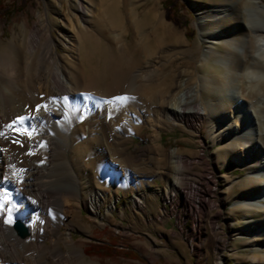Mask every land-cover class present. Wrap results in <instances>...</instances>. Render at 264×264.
<instances>
[{
    "label": "rangeland",
    "instance_id": "obj_1",
    "mask_svg": "<svg viewBox=\"0 0 264 264\" xmlns=\"http://www.w3.org/2000/svg\"><path fill=\"white\" fill-rule=\"evenodd\" d=\"M61 1L4 0L7 11L0 12V48L6 47L12 34L22 36V27L25 28V35L39 29L43 40L49 37L53 44H58L54 48L58 53V64L68 69L70 54L67 35L76 32V28L86 26L88 33L86 30L82 31L85 33H82V36L85 39L86 55L80 68L82 83L83 79H88L87 75L93 77L98 74L95 76L101 79L98 85L97 82L91 83L87 88L93 90L97 86L103 92H107L106 94L114 93L113 97L125 96L129 102L117 103L119 110L115 108L113 114L122 115V120L117 121L114 120L115 115L111 116L107 111L101 110L102 97L93 95L97 101L92 106L89 103V95L92 98V94L88 92L87 95L85 92L87 94L82 95L80 102L81 106L83 105V113L89 112L86 118L81 117L83 113L71 116L68 113L66 116L68 119L73 116L76 120L77 115L81 114L70 128L77 127L81 130L80 126H83L85 131L82 136L77 134L76 138L75 135L72 136L73 133L71 135L69 133L73 138L68 137V134L63 135L62 142L59 143L58 133L49 130L50 135L52 134L51 142L46 139L39 142L43 139L41 136L43 134H40L42 131L33 132L38 141L32 143L30 151H26L28 156L38 154L43 158L47 156L52 168L57 159H64L61 173L55 171L58 175H64V187H68L69 182L74 181L70 176L72 170L74 174L77 172L82 177H88L92 182L90 187L101 190L104 194L103 201L96 206L101 215H94L85 205L83 206L81 200L85 193L81 189L82 199L78 208L73 206L78 198L67 201L63 214L58 215L53 206L49 211L51 215L48 213L45 217L47 221L45 218L42 221L45 228L44 237H41V240L34 239L35 242L44 241L50 244L57 226L61 238L66 237L65 240L59 241V245L65 252L71 246L81 248L87 260L84 264H264V252L254 250V246L263 245L264 240H258L257 236L249 239L237 233L244 215L260 219L264 213H255L233 205L236 198L246 193V187L253 189V181L247 176V167H241L234 162L227 166L222 165V159L229 152L222 148L223 141H212L210 134L211 127L215 124L214 114L207 110L203 117L201 114H187L188 116L182 119L169 117L168 110L173 106L170 103L172 97L183 87L194 85L195 79L201 73L198 59L206 42L199 35L198 18L191 7L192 0H174L177 14L171 12L166 0H146L145 3H142V0L136 1V4H139L138 18L143 20L146 16L142 26L149 23L154 8V13L166 24V34L171 33L170 36H162L157 31L159 46H155L151 41L147 42L145 45L154 51L144 55L139 44L142 37L144 35L147 37L153 30L151 24L148 27L149 31L148 28L138 32L127 31L125 39L115 40L110 47L94 30L96 21L93 18L102 10L100 5L102 0ZM196 1L224 4L231 0ZM78 5L84 6L85 11L82 10L84 15H89L81 17ZM89 16L93 18L85 23ZM238 17L236 14L234 20ZM127 20L126 14L122 18L121 28L126 26ZM83 22L86 25H83ZM110 32L118 35L119 29L116 27ZM237 37L243 38L242 35ZM217 48L224 51L227 45L219 44ZM156 68L160 71L157 72ZM205 69L209 70V74L214 73L210 70V64H207ZM221 69L215 67L214 70L218 72ZM167 81L170 82V86L167 87V91L166 88L161 90V97L156 103L147 100L145 105L140 104V96L143 95L144 89L148 93L147 91L156 89ZM82 87L87 89L86 86ZM200 95L202 98L211 97V90L201 91ZM162 100L164 102L161 103ZM97 113L100 116L97 121L112 119L108 128L105 125L104 132L100 125L96 127L98 147L94 154L98 158L97 167L89 173L88 169L84 168L90 157L89 152H84V156L79 160V165H83L76 169L71 148L73 149V145L83 143L90 128L88 122L92 115L95 116ZM125 123L131 126L130 130L124 128ZM66 138H69V141ZM53 140L56 145L52 143ZM57 145L60 146L56 147ZM172 152L180 154L182 161L185 162L181 171V190H172L173 192L170 190L175 176V170L170 162L173 160ZM6 153L8 154L7 149L0 148V155L7 156ZM16 167L17 164L11 161L5 169L8 174L23 179V189L29 191L31 180L33 182L39 177L27 178V173L31 172H28L29 170L19 175ZM53 173L54 169L51 170V174ZM231 185L232 189H228ZM133 194L139 197L140 203L133 200ZM112 197H116L115 205L106 212L105 205ZM20 206V201L9 197L6 210L3 209L5 218L11 215L9 209ZM111 235L120 237L119 244L136 252L138 258L129 259L121 256L104 258L84 252L89 243L107 241ZM31 237L29 234L24 238L25 242L18 237V240L11 241L15 254L21 252L30 241H34ZM0 247V254H7L8 247L2 243Z\"/></svg>",
    "mask_w": 264,
    "mask_h": 264
},
{
    "label": "bare ground",
    "instance_id": "obj_2",
    "mask_svg": "<svg viewBox=\"0 0 264 264\" xmlns=\"http://www.w3.org/2000/svg\"><path fill=\"white\" fill-rule=\"evenodd\" d=\"M136 1L138 0H102L100 3L102 10L97 15L95 14L96 17L89 16L83 21L88 23L89 19L93 18L96 21L94 30L110 47L113 46L115 40L125 39L127 31L138 32L150 27L151 24L154 27L153 30L149 34L147 32L148 36L144 35L139 44V48L143 49V55L150 54L154 50L145 44L151 41L155 46H159V37L156 36V32H160L162 36H170L171 33L166 34V24L154 13V8L151 19L148 20L149 23L142 26L146 16L143 17V20L138 18L137 6L139 4H136ZM145 2L146 0H142V3ZM190 2L198 18L199 35L206 42V46L198 59L201 73L195 79L194 85L183 87L172 97L170 103L173 106L168 110L169 117L182 119L187 114H201L203 117L207 114V110L214 114L215 124L211 127L210 134L212 141H223L222 148L229 152L228 158L226 156L222 159V165L227 166L230 162H234L241 167H247V176L253 181V189L247 185L246 193L236 198L233 205L255 213H264V0H231L224 4H207L196 0ZM78 6L77 9L79 12L81 11V17L89 15H84V6ZM126 14L128 23L121 28L122 18ZM236 14L239 17L234 20ZM84 22L83 25H86ZM85 27L76 28V32L67 35L66 41L70 54L68 59L70 67L68 69H64L58 64V53L54 50L58 44H53L49 37L43 40L39 29L25 35V28L22 27V36L18 37L12 34L6 47L0 48V148L8 150L7 156L0 155V189L6 190L8 196L17 202L20 201V207L9 209L10 211L7 209L8 212H11V217H8L11 221L20 219L28 231L26 237L31 234L33 240L44 237L45 228L42 226L44 225L42 221L53 206L59 215L65 210L68 200L78 198L73 206L79 207L82 199H80L81 190H84L85 193L81 200L83 206L85 205L90 213L101 215L96 206L103 201L104 194L101 190L90 187L92 182L88 177H82L77 172L74 174L70 170V176L74 181H70L69 186L64 187V175H58L63 168L61 167L64 162L63 158H59L63 160L57 159L52 168L47 156L46 158L40 154L28 156L27 153L30 151L32 143L38 141V138L33 136V132L37 130L42 131L40 134H43L41 135L43 139L39 142L45 139L51 142L52 134L50 135L49 130L58 133L59 143L62 142L63 135L68 134L70 137L73 133V137L74 135L76 137L77 134L82 136L85 131L83 126H80L81 130L77 127L70 128L71 124H74L81 114L77 115L76 120L73 116L70 119L66 116L68 113L71 116L84 112L80 100H82V95L88 92L92 94V98H90L89 93L87 94L90 96L89 103L92 106L97 101L95 97L99 96L103 99L102 111H107L112 116L115 115L113 114L115 108L119 110L117 103H121V101L110 99L114 93L106 94L107 92H103L97 86L93 90L87 88L91 83L96 84L97 82L98 85V81L101 80L98 79L100 77L95 78L98 74L93 77L87 75L88 79H83L82 83L80 68L83 57H86L84 53L85 39L82 36L84 33L82 31L87 29ZM116 27L119 29L118 35L110 32ZM238 35H242L243 38H238ZM219 44H226L227 49L224 51L218 49L217 45ZM207 64H210V70L214 71L213 74H209V70L205 69ZM215 67L222 69L215 72ZM155 70L160 71L157 68ZM82 85L86 86L87 89H84ZM168 86H170V82L167 81L159 85L158 88L147 91L148 93L144 89L143 95L140 96V104L145 105L148 101L156 103L157 99L161 97V90L166 88L167 91ZM207 89L211 90V97L202 98L200 92ZM131 90L133 89L131 88ZM117 95L119 94L117 93ZM64 97L68 98L66 103L63 100ZM106 101L110 102L106 103ZM68 102L70 104H67ZM37 104L45 107L36 110ZM88 113L85 111L81 117L86 118ZM19 116H27L29 119L23 124L14 123ZM93 116L89 122L87 119L90 128L83 143L73 145V149L71 148L73 164L76 169L83 165H79V160L84 156V152H89V160L84 164V168H87L89 173H92L97 167L98 158L95 155V149L98 147V135L96 127L100 125L103 131L105 125L108 128L112 119L97 121L100 117L98 113ZM121 117V114L115 115L114 120L121 121ZM13 127H18V130H13ZM124 128L130 130L131 126L125 123ZM19 129L25 131L21 133ZM53 137L56 140L55 136ZM52 143L55 144V141L53 140ZM58 146L60 145L56 147ZM171 158H173L170 162L175 170V176L170 185V190H181V171L185 162L182 161V156L177 152H172ZM11 161L17 164L19 175L29 170L28 172H31L27 173V178L39 177L33 182L31 180L29 191H24L23 179L16 178L6 171L5 166ZM255 165L258 167H254ZM52 169H54L53 174H51ZM5 176L8 178L6 182L3 180ZM232 187L231 185L228 189H232ZM3 194L0 192V195ZM132 197L135 202L140 203L136 194H133ZM115 202L116 197L110 198L105 205V211L112 209ZM6 207L7 202L3 208H0V244L8 247V250L7 254H0V264H84L87 262L81 248L71 246L67 252L62 249L59 241L65 240L66 237L61 238L57 226L54 229L55 236H53L50 244L44 241L37 243L35 240L26 242L28 244L21 249V252L15 254L11 241L18 240L17 237L20 240L22 238L15 234L11 227L12 223L5 224L3 222L6 215L3 209L6 210ZM237 233H241L249 239L257 236L258 240H264V215L260 219L244 215L241 219V225H238ZM22 242H25V239ZM65 243L68 242L65 241ZM254 250L264 252V244L255 245Z\"/></svg>",
    "mask_w": 264,
    "mask_h": 264
},
{
    "label": "trees",
    "instance_id": "obj_3",
    "mask_svg": "<svg viewBox=\"0 0 264 264\" xmlns=\"http://www.w3.org/2000/svg\"><path fill=\"white\" fill-rule=\"evenodd\" d=\"M171 12L177 14L176 3L174 0H166ZM6 12L7 8H5L4 0H0V12ZM120 237L117 235H111L107 241L102 242H91L84 249L85 253H91L93 255H97L98 257L104 258H116L117 256H121L123 258H138V255L133 250L121 246L119 243Z\"/></svg>",
    "mask_w": 264,
    "mask_h": 264
},
{
    "label": "snow or ice",
    "instance_id": "obj_4",
    "mask_svg": "<svg viewBox=\"0 0 264 264\" xmlns=\"http://www.w3.org/2000/svg\"><path fill=\"white\" fill-rule=\"evenodd\" d=\"M67 99H68L67 97H64L63 98V100H64L65 103L67 102ZM111 100L112 101H125L126 102L127 97H125V96H116V97H112ZM108 102H110V101H106V103H108ZM42 107H45V106L40 105V104H37L35 106V109L36 110H39ZM27 119H29V117H27V116H19V117L16 118V121L14 123L23 124V122L26 121ZM13 130H16V129H13ZM19 131L21 133H23L25 130L24 129H19ZM29 154H31V152H29ZM20 171H23V170H20ZM14 175H15V173H14ZM7 179H8L7 176L3 177V180L5 182L7 181ZM0 192H3L4 193L3 195H0V208H2L4 206V204L9 201V196H8L6 190L0 189ZM32 203H35V201H32ZM49 214L51 215V213H49ZM3 222L5 224L12 223V221H11L10 218H4Z\"/></svg>",
    "mask_w": 264,
    "mask_h": 264
},
{
    "label": "water",
    "instance_id": "obj_5",
    "mask_svg": "<svg viewBox=\"0 0 264 264\" xmlns=\"http://www.w3.org/2000/svg\"><path fill=\"white\" fill-rule=\"evenodd\" d=\"M11 227L15 232V234L22 239L28 235V231L20 219H14V221L11 224Z\"/></svg>",
    "mask_w": 264,
    "mask_h": 264
}]
</instances>
